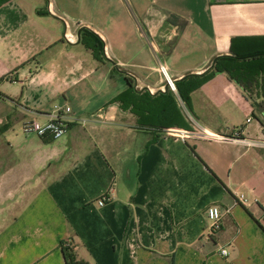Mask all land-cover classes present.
<instances>
[{
	"label": "crops",
	"instance_id": "obj_1",
	"mask_svg": "<svg viewBox=\"0 0 264 264\" xmlns=\"http://www.w3.org/2000/svg\"><path fill=\"white\" fill-rule=\"evenodd\" d=\"M260 44L264 0L0 3V264H264V147L223 139L264 112L210 68ZM54 105L62 138L23 133Z\"/></svg>",
	"mask_w": 264,
	"mask_h": 264
},
{
	"label": "trees",
	"instance_id": "obj_2",
	"mask_svg": "<svg viewBox=\"0 0 264 264\" xmlns=\"http://www.w3.org/2000/svg\"><path fill=\"white\" fill-rule=\"evenodd\" d=\"M4 1L6 0H0V3ZM214 68L227 73L229 78L242 88L253 104L260 107L264 112V45L260 44L251 53L240 54L233 51L231 56L219 57ZM207 73L190 75L182 81L176 82L178 93L187 105L189 104V93L208 78ZM192 78H197L198 82L187 83ZM123 98L124 94H121L116 98V101L122 102ZM258 99L259 102H257ZM134 107L135 110L139 108L137 104H133V109Z\"/></svg>",
	"mask_w": 264,
	"mask_h": 264
},
{
	"label": "built area",
	"instance_id": "obj_3",
	"mask_svg": "<svg viewBox=\"0 0 264 264\" xmlns=\"http://www.w3.org/2000/svg\"><path fill=\"white\" fill-rule=\"evenodd\" d=\"M65 27H67L66 21H64ZM68 39V38H67ZM162 71L165 72L164 68L161 67ZM168 88L172 89L173 91L175 90L174 84L172 81H168L167 84ZM151 93L153 91L149 90ZM53 115L44 123L35 121V120H24L22 123V131L24 134H34L38 137H45L49 136L53 140H58L62 138L66 132L67 129V122L69 121V114L71 112V108L69 106H59V105H54L53 106ZM251 121V118L247 119V122ZM194 124V130L188 131L184 133L185 138H190V137H196L200 139H219L223 137H218L217 135L209 132L206 130L204 127L199 125L196 121H193ZM238 132L235 133L234 137L231 138H223L226 140H233V141H240L244 143L247 146H256V147H264V136L263 138L259 140H251V139H243L238 137ZM240 199H243L242 196H240ZM106 198L101 197L98 200V204L101 206L104 204ZM206 216L207 219L210 223V234L216 232L219 230V221H220V212L219 209L216 206H209L206 209ZM223 254L226 255V251H222Z\"/></svg>",
	"mask_w": 264,
	"mask_h": 264
},
{
	"label": "water",
	"instance_id": "obj_4",
	"mask_svg": "<svg viewBox=\"0 0 264 264\" xmlns=\"http://www.w3.org/2000/svg\"><path fill=\"white\" fill-rule=\"evenodd\" d=\"M79 32H80V31H79ZM79 32H78V34H79ZM216 60H217V57L213 59L211 65H210V68H212V67L214 66ZM184 78H186V77H184ZM184 78H182L181 80H183ZM167 89H168V86L165 87V90H166V91H167ZM258 109H259V111L262 112V109H261L260 107H258Z\"/></svg>",
	"mask_w": 264,
	"mask_h": 264
},
{
	"label": "rangeland",
	"instance_id": "obj_5",
	"mask_svg": "<svg viewBox=\"0 0 264 264\" xmlns=\"http://www.w3.org/2000/svg\"><path fill=\"white\" fill-rule=\"evenodd\" d=\"M84 16L87 17V19L89 18V20L93 21V19H92V18H94L93 14L90 15L88 12H84Z\"/></svg>",
	"mask_w": 264,
	"mask_h": 264
}]
</instances>
